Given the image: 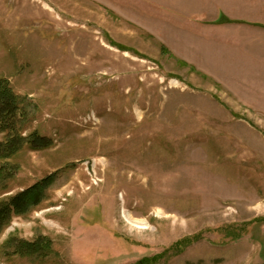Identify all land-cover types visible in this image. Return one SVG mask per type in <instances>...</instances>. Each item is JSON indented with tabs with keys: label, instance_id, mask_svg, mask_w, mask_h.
<instances>
[{
	"label": "rangeland",
	"instance_id": "374dc122",
	"mask_svg": "<svg viewBox=\"0 0 264 264\" xmlns=\"http://www.w3.org/2000/svg\"><path fill=\"white\" fill-rule=\"evenodd\" d=\"M221 6L264 24V0H0V205L53 176L0 264H264V35L212 32Z\"/></svg>",
	"mask_w": 264,
	"mask_h": 264
},
{
	"label": "trees",
	"instance_id": "16d2710c",
	"mask_svg": "<svg viewBox=\"0 0 264 264\" xmlns=\"http://www.w3.org/2000/svg\"><path fill=\"white\" fill-rule=\"evenodd\" d=\"M13 98L14 97L11 95V91H9V88L4 84V81L0 80V117L5 118L6 115L3 113V109H5V104H11ZM8 126L10 125L6 122L0 124V130L5 129ZM18 149V138H13L11 140H7L4 143H0V160L13 156L18 151ZM1 168L0 172L2 171ZM52 180L53 176L46 177L33 186H30L29 188L16 194L10 199L8 203L0 205V235L2 234L5 227L9 224L11 215L23 214L29 211L32 207H36L41 204L45 198L46 190L50 186ZM7 246H14V251L21 255L34 254L39 248L40 252L42 253L41 257L43 258L46 256L47 251H49L48 249L50 248V245L46 240L40 241L38 243H27L12 239L7 244Z\"/></svg>",
	"mask_w": 264,
	"mask_h": 264
},
{
	"label": "crops",
	"instance_id": "0c3cea01",
	"mask_svg": "<svg viewBox=\"0 0 264 264\" xmlns=\"http://www.w3.org/2000/svg\"><path fill=\"white\" fill-rule=\"evenodd\" d=\"M228 1H231V0H228ZM235 1H238V0H235ZM229 11L221 6L219 8V10L217 11V14H215V16L212 17L211 19V29H212V32H217V31H227L229 28H238V27H241V28H248L250 29L253 33H257V34H263L264 35V24L262 23H248L246 24L245 21H241V25H237V23L235 21H232L230 19H228V17H230L231 15L228 13ZM231 19H233L232 17H230ZM233 20H237V19H233ZM261 22H264V20ZM240 23V22H239ZM249 25V26H247ZM218 36V35H216ZM256 39L258 38H252L251 41L254 42ZM218 41V39H217ZM225 45L226 42H229V41H226V40H223L222 41ZM230 44L232 45H237L239 42H234V40L232 39L230 42ZM244 42H240V45L241 46ZM228 46V45H227ZM238 46V47H239Z\"/></svg>",
	"mask_w": 264,
	"mask_h": 264
},
{
	"label": "bare ground",
	"instance_id": "6f19581e",
	"mask_svg": "<svg viewBox=\"0 0 264 264\" xmlns=\"http://www.w3.org/2000/svg\"><path fill=\"white\" fill-rule=\"evenodd\" d=\"M137 226V225H136Z\"/></svg>",
	"mask_w": 264,
	"mask_h": 264
}]
</instances>
